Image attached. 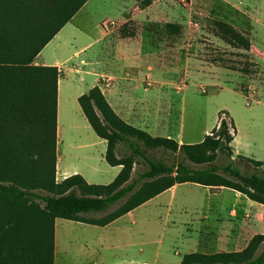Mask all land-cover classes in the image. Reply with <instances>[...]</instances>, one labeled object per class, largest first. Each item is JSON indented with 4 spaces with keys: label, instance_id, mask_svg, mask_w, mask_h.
I'll list each match as a JSON object with an SVG mask.
<instances>
[{
    "label": "trees",
    "instance_id": "trees-1",
    "mask_svg": "<svg viewBox=\"0 0 264 264\" xmlns=\"http://www.w3.org/2000/svg\"><path fill=\"white\" fill-rule=\"evenodd\" d=\"M88 1L0 0V264H56L57 219L106 227L176 185L231 189L264 206V162L239 155L251 173L236 164L237 130L229 113H220L219 126L201 143L180 144L126 123L99 86L79 104L107 142L106 162L122 171L108 185L89 184L81 175L57 180L60 72L34 62ZM216 25L227 44L250 50L235 28ZM132 36L125 26L121 39ZM152 152L174 154L178 162L168 166ZM221 156L229 163H217ZM141 163L146 169L134 177ZM181 264H264V235L240 252L192 253Z\"/></svg>",
    "mask_w": 264,
    "mask_h": 264
},
{
    "label": "rangeland",
    "instance_id": "rangeland-1",
    "mask_svg": "<svg viewBox=\"0 0 264 264\" xmlns=\"http://www.w3.org/2000/svg\"><path fill=\"white\" fill-rule=\"evenodd\" d=\"M146 1L148 0H90L60 34V37L64 36L65 42L72 43L71 46L65 45V49H55V55L62 59L67 58L70 53L74 56L76 51L95 43L100 38L105 23L116 24L114 27L109 26L105 41L94 44L74 59L80 65L74 61L64 66L80 69L82 72L71 75L69 79L62 78L63 85L71 87L70 94L63 95L61 109L59 147L62 159L71 169L80 167L84 174H87V169L93 170L96 177L87 178L94 184L106 185L113 180L106 171L110 168L102 158L106 143L91 129L75 98L79 92L85 93L86 88L93 87L97 78L91 74L92 67L81 63L84 60L97 63V72L103 83L110 79V82L115 81V77L111 76L117 74L127 77L126 74L129 73V77H133L134 70L143 72L145 79L147 73H152L149 67L153 68L154 75L157 76L152 79V90L161 95V105L170 104L173 107L171 115L164 114L170 117L169 122H166L169 123L166 126L168 131H161L159 135L170 134L178 138L180 134V140L184 144L201 143L216 128L219 115L224 111L230 114L236 125L237 139L233 147L237 155L264 162V0H165L163 5L168 8L171 16H157L151 22L127 21L126 11L130 9L136 13V7L142 8ZM217 23L230 25L243 34L251 43L250 50L234 48L223 41L217 36L220 33ZM167 24H173L178 29L169 32L165 30ZM125 26L126 31L133 35L132 38H138L142 42L140 46H134L132 59L124 64L132 67V70L130 68L128 72L122 73L119 48L122 45L121 31ZM56 44L57 42L52 44L48 51ZM106 63L110 65L107 68ZM140 84L145 88L152 87L148 81ZM142 87L140 92L144 94ZM254 92L257 98L252 103ZM224 118L230 122L228 115H224ZM231 131L234 133L232 129ZM154 134L152 133L153 136ZM78 145L85 147H77ZM123 151L130 152L127 147ZM237 155L236 164L243 171L253 172V167L240 161ZM151 156L162 159L171 167L178 162L171 153L152 152ZM142 163L136 166L134 177H137L139 171L146 169ZM217 163L224 165L229 160L221 156ZM167 200L174 201L175 208L179 205L218 203L224 204V207H232L237 198L230 189L219 192L197 184H182L174 199L167 194L150 206L140 207L134 215L118 222L117 233L115 228L109 230V233H115L113 237H116V242H121L119 244L132 241L137 245L132 253L135 260H140L137 256L143 244H150L148 247L151 250L164 247L165 254L174 260V264L181 261L188 252L185 237L188 236L189 227L180 223L176 226L172 223L166 225L165 220L159 221L157 214L152 211L153 205ZM176 213L175 209L171 220L191 223V212L182 217L176 216ZM59 227L64 228L65 236L74 243L83 239L87 229H91L89 233L93 234L94 239L102 234L96 226L85 227L68 220L60 219L58 230ZM115 254L118 255L115 263H122V250H116ZM104 256L94 254L84 262L74 257L72 252L64 258L66 264H98L103 259L104 264H111L112 259ZM61 258L60 255L57 256L56 264H63Z\"/></svg>",
    "mask_w": 264,
    "mask_h": 264
},
{
    "label": "crops",
    "instance_id": "crops-1",
    "mask_svg": "<svg viewBox=\"0 0 264 264\" xmlns=\"http://www.w3.org/2000/svg\"><path fill=\"white\" fill-rule=\"evenodd\" d=\"M165 0H148L146 1V5L140 8L139 6L136 7V13H133L128 9L126 11L127 21L136 20L140 22H151L157 16H164L167 17L170 15V11L166 8L163 3ZM127 7V6H125ZM172 15V14H171ZM170 15V16H171ZM74 19V18H73ZM72 19V20H73ZM72 22V21H71ZM68 23L59 33L58 35L44 48V50L39 54L36 58L34 64L37 66H46V67H57L60 72V79L58 83V145H57V180L63 181L64 179L71 177L73 175H81L89 184H94L87 176L89 177H96L95 172L91 169H87L86 173L82 172L80 167H73V169L69 168L67 163L62 159L60 156V131H61V109L63 108V95L70 94L71 87L68 85H63L62 78L69 79L71 75H79L82 70L76 69L74 70L71 67L64 68L70 62H74L77 56L80 57L82 53L86 51V49L93 47L94 44H101L103 41L106 40L108 33L103 28L100 38L95 42L91 43L80 51H76L74 56L70 53L67 58H58L55 55V49H65L64 46H71L72 43L65 42L64 36L60 37L62 31L69 25ZM79 31V28H76V32ZM70 34V32H68ZM68 36V34H67ZM135 39V40H134ZM122 45H120V53L122 66L120 67V71L124 73L125 71L132 70V67L124 65L128 63L129 60L132 59V50L137 46H140L141 42L138 38H125L121 39ZM52 49L48 51L52 44H55ZM64 42V43H63ZM126 48L127 50H121ZM76 62V61H75ZM77 63V62H76ZM82 64H88V66L92 67L94 76H96V80L94 82V86L91 88H86L85 93L79 92L75 98L79 102V98L87 94L92 88L99 86L104 93L105 97L107 98L108 102L110 103L111 107L114 111L128 124L139 128V129H147L144 130L149 134L152 133L155 135L153 137H164V138H171L176 140L178 143L183 144L180 140L181 135L178 134V138L173 137L170 134L167 136H161L158 133L161 131L167 132L166 122H169V118L164 114L171 115L173 112V107L168 104L161 105V95L155 94L152 90L154 82L152 79L157 76L154 75L153 68L149 67V71L152 73H147L146 78L144 79V73L141 71H135L133 77H129V73H127V77L121 76L117 74L115 77V81L103 79L106 83H103L100 79V75L97 72L98 67L97 63H88L84 60L81 61ZM79 64V63H77ZM107 64V63H106ZM80 65V64H79ZM84 66V65H83ZM109 63L105 65V68L109 67ZM115 69V68H114ZM129 77V78H128ZM148 81L152 84V87L145 88L142 87L140 82ZM143 89V93L140 92V89ZM257 98L256 93H252V103L255 102ZM80 105V104H79ZM81 108V107H80ZM82 111V109H81ZM83 113V112H82ZM84 115V114H83ZM164 115V116H163ZM85 117V116H84ZM86 118V117H85ZM87 120V119H86ZM88 122V120H87ZM89 124V122H88ZM90 126V124H89ZM219 126V121L216 127ZM91 127V126H90ZM92 129V127H91ZM93 130V129H92ZM94 131V130H93ZM212 132V131H211ZM210 132V133H211ZM95 133V132H94ZM209 133V134H210ZM96 134V133H95ZM97 135V134H96ZM101 139V138H100ZM237 139V135L235 137L234 143ZM103 142L106 143V151L105 154L102 155L103 160H105V155L107 152V142L101 139ZM233 143V144H234ZM77 147L84 148L83 145H78ZM235 151V149H234ZM235 155L237 153L235 152ZM239 156V155H237ZM106 164L109 166L110 169H106L108 173L112 176V182L117 178V176L122 171L121 166L112 167L107 162ZM111 182V183H112ZM96 185H105V184H96ZM108 185V184H106ZM182 185V184H181ZM179 188V185L174 186L170 190L160 194L159 196L155 197L154 199L150 200L146 204L140 206H150L153 202H157L159 198L170 194L171 198L174 199L176 192ZM209 188V187H206ZM216 191H223L226 188L220 189H211ZM231 190V189H230ZM235 192V198L237 201L232 207H224V204H198V205H179L175 208L174 201H164L158 204L153 205L152 211L157 214V219L159 221L165 220L166 225H170V223L174 224L175 226L180 223L187 225L189 227L188 236L185 237V246L187 249L188 254L192 253H203V254H216L222 252H240L244 250L249 242L256 236V235H264V206L257 204L246 196L242 195L241 193ZM139 207V208H140ZM137 208V209H139ZM126 214L125 216L119 218L118 220L112 222L106 227H97V230H101L102 234L97 237L93 238V234H90L91 229H87L85 236L83 239L74 243L70 241L67 236L64 234V228L59 227L58 230V221L56 220V259L57 256H61V261L63 264H66V259L70 253L73 252V256L76 258L82 259L84 262L90 260L94 254H101L105 255L107 259H112L111 264H116L115 261L118 257L115 254L116 250L121 249L124 256L122 257V263L120 264H174V260L169 258L165 254V248L160 246L156 250H151L148 246L150 244H143L142 248L140 249L139 257L140 260H135L133 257V249L137 246L132 241L125 242L124 244H119L120 242H116L115 233H109V230L115 228L117 233V224L122 219L128 216L134 215V212L137 210ZM177 210L176 216H183L184 214L188 215L191 212L192 218L191 223L180 222L179 220H171L174 210ZM254 211V212H252ZM256 211V212H255ZM263 212V214L261 213ZM63 220V219H61ZM79 223V222H77ZM81 225L86 226H94L79 223ZM96 230V229H95ZM89 239V240H88ZM121 243V242H120ZM162 243V240L160 241ZM147 247L145 248L144 246ZM178 254V252H176ZM110 255V256H109ZM104 256V257H105ZM183 260V259H182ZM179 261L176 264H181ZM104 259L100 260L98 264H104Z\"/></svg>",
    "mask_w": 264,
    "mask_h": 264
},
{
    "label": "built area",
    "instance_id": "built-area-1",
    "mask_svg": "<svg viewBox=\"0 0 264 264\" xmlns=\"http://www.w3.org/2000/svg\"><path fill=\"white\" fill-rule=\"evenodd\" d=\"M116 24L114 23V22H107V23H105L104 25H103V28L106 30V31H108V29H109V26L111 27V26H115Z\"/></svg>",
    "mask_w": 264,
    "mask_h": 264
}]
</instances>
